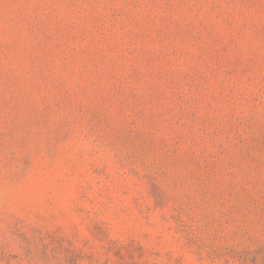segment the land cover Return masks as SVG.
Here are the masks:
<instances>
[{
	"label": "rangeland",
	"instance_id": "rangeland-1",
	"mask_svg": "<svg viewBox=\"0 0 264 264\" xmlns=\"http://www.w3.org/2000/svg\"><path fill=\"white\" fill-rule=\"evenodd\" d=\"M0 264H264V0H0Z\"/></svg>",
	"mask_w": 264,
	"mask_h": 264
}]
</instances>
